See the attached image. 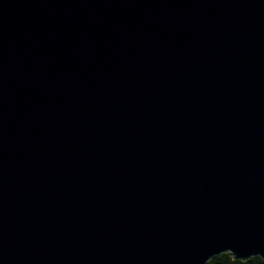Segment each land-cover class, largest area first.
Instances as JSON below:
<instances>
[{"label": "water", "instance_id": "obj_1", "mask_svg": "<svg viewBox=\"0 0 264 264\" xmlns=\"http://www.w3.org/2000/svg\"><path fill=\"white\" fill-rule=\"evenodd\" d=\"M264 259V0H0V264Z\"/></svg>", "mask_w": 264, "mask_h": 264}, {"label": "trees", "instance_id": "obj_2", "mask_svg": "<svg viewBox=\"0 0 264 264\" xmlns=\"http://www.w3.org/2000/svg\"><path fill=\"white\" fill-rule=\"evenodd\" d=\"M249 261L253 262V264H261V261H264V259L256 256L246 261H241V260H234L230 255V253H222L214 256L207 264H238V262H243V264H248Z\"/></svg>", "mask_w": 264, "mask_h": 264}, {"label": "snow or ice", "instance_id": "obj_3", "mask_svg": "<svg viewBox=\"0 0 264 264\" xmlns=\"http://www.w3.org/2000/svg\"><path fill=\"white\" fill-rule=\"evenodd\" d=\"M238 264H243V262H238ZM248 264H253V262L249 261ZM261 264H264V261H261Z\"/></svg>", "mask_w": 264, "mask_h": 264}]
</instances>
